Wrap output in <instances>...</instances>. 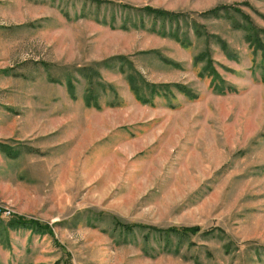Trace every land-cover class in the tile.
Wrapping results in <instances>:
<instances>
[{
    "label": "rangeland",
    "instance_id": "1",
    "mask_svg": "<svg viewBox=\"0 0 264 264\" xmlns=\"http://www.w3.org/2000/svg\"><path fill=\"white\" fill-rule=\"evenodd\" d=\"M112 1L0 0V264H264V0Z\"/></svg>",
    "mask_w": 264,
    "mask_h": 264
},
{
    "label": "trees",
    "instance_id": "2",
    "mask_svg": "<svg viewBox=\"0 0 264 264\" xmlns=\"http://www.w3.org/2000/svg\"><path fill=\"white\" fill-rule=\"evenodd\" d=\"M93 2H97L98 4H102V3H110V4H115V2H113L112 0H91ZM225 5V4H223ZM120 6L125 7V8H129V9H135L137 11H141L147 14H150L152 16H154V18H162L164 20H170V21H178L180 18L183 19H188L189 17H192L191 19V27L194 25V29L196 31L201 30L202 25L199 24L197 22L196 16H193L192 13L190 12H180V11H171V10H167V9H163V8H159V7H154V6H150V5H145L142 7H133L132 5H127V4H121ZM222 7L225 6H218V7H214L211 8L205 12H202L203 15H207V16H218L220 10L222 9ZM236 11H239V8H234ZM249 30V34L252 35V37L254 35H256V31L255 28H253V26L248 28ZM257 34H260V32H257ZM174 36L175 39L179 40L181 39V36L179 35L178 32H175V34H172ZM261 43V42H259ZM261 44H259V48L261 49ZM208 68L210 67V73H212L213 75H215V80H217L218 75L214 72V70L211 68V63L208 64L207 66ZM138 74V73H137ZM129 82H130V86L132 91H134V93L137 95V98L146 102V100L143 98V95L141 93V89L134 83L133 81V76H129ZM177 89H180L181 91L185 92V93H191L189 90H187V88H185L184 86H181L179 84H175ZM92 96L90 95L88 97H91L92 100ZM88 102L90 101V98H87ZM17 219H14L13 221V225L17 226V227H29L31 229H38L39 231L43 232V229L45 227L48 226H43L42 224H40L39 222L36 221H32L35 220L33 218H27L25 216H18L16 217ZM122 227L124 230L127 231H132L134 230L135 224H122ZM150 230H153L154 232H160V233H174V234H178L181 236H187V235H192V234H197L199 232H202V227L200 225H194V226H171L168 228H161V227H150Z\"/></svg>",
    "mask_w": 264,
    "mask_h": 264
},
{
    "label": "built area",
    "instance_id": "3",
    "mask_svg": "<svg viewBox=\"0 0 264 264\" xmlns=\"http://www.w3.org/2000/svg\"><path fill=\"white\" fill-rule=\"evenodd\" d=\"M0 212H5V213H7L8 215L11 214V211H5L3 208H0Z\"/></svg>",
    "mask_w": 264,
    "mask_h": 264
}]
</instances>
